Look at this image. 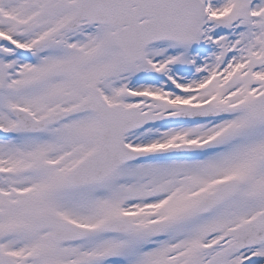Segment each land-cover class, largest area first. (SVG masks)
Instances as JSON below:
<instances>
[{
    "label": "snow or ice",
    "instance_id": "1",
    "mask_svg": "<svg viewBox=\"0 0 264 264\" xmlns=\"http://www.w3.org/2000/svg\"><path fill=\"white\" fill-rule=\"evenodd\" d=\"M0 264H264V0H0Z\"/></svg>",
    "mask_w": 264,
    "mask_h": 264
}]
</instances>
